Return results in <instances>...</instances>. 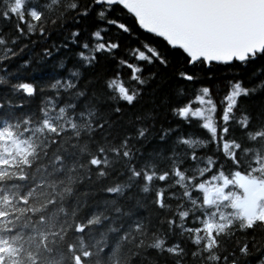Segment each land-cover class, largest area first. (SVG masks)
<instances>
[{
    "label": "snow or ice",
    "instance_id": "snow-or-ice-1",
    "mask_svg": "<svg viewBox=\"0 0 264 264\" xmlns=\"http://www.w3.org/2000/svg\"><path fill=\"white\" fill-rule=\"evenodd\" d=\"M0 86V264H264V0H0Z\"/></svg>",
    "mask_w": 264,
    "mask_h": 264
},
{
    "label": "trees",
    "instance_id": "trees-1",
    "mask_svg": "<svg viewBox=\"0 0 264 264\" xmlns=\"http://www.w3.org/2000/svg\"><path fill=\"white\" fill-rule=\"evenodd\" d=\"M7 31V29H5ZM33 39H37L36 37H33ZM25 43H28L25 41ZM44 46L42 43L37 42L35 45H32L29 43L28 48L25 49L23 52L20 53L19 56L13 58L9 64H10V71L15 72L17 68H20L22 66V60L20 59V56L24 57L25 59H29L32 61V66L28 69V71L24 72L21 71L20 75L21 77H27L29 79H32L34 81H41L44 79H47L49 75L52 74L54 70V65L51 60L48 61L47 66H42L40 63L37 62L36 56L39 53L41 47ZM107 69V65L104 63V61H101L100 67L98 68V71H104ZM55 71H60V69H55ZM218 76H223L224 73L221 71L220 73H217ZM214 85L219 86L217 84V81L212 82ZM159 84V91L157 93V96H166L169 89L172 87V81L170 79V73L165 75L164 78L160 81H158ZM155 87V86H154ZM4 91L3 86H0V94H2ZM150 97H146V99H149ZM144 101H141L143 103ZM37 103L36 100H33L29 105H26L25 110L29 107H34Z\"/></svg>",
    "mask_w": 264,
    "mask_h": 264
}]
</instances>
